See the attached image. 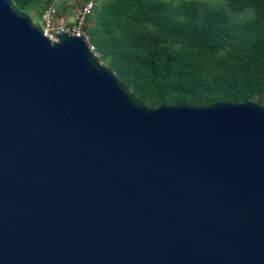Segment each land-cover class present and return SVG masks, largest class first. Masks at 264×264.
<instances>
[{"label": "water", "instance_id": "95a60500", "mask_svg": "<svg viewBox=\"0 0 264 264\" xmlns=\"http://www.w3.org/2000/svg\"><path fill=\"white\" fill-rule=\"evenodd\" d=\"M0 264H264V107H147L0 0Z\"/></svg>", "mask_w": 264, "mask_h": 264}, {"label": "trees", "instance_id": "16d2710c", "mask_svg": "<svg viewBox=\"0 0 264 264\" xmlns=\"http://www.w3.org/2000/svg\"><path fill=\"white\" fill-rule=\"evenodd\" d=\"M9 1L42 16L43 0ZM91 13L94 53L145 106L264 107V0H96Z\"/></svg>", "mask_w": 264, "mask_h": 264}, {"label": "built area", "instance_id": "2783aa9c", "mask_svg": "<svg viewBox=\"0 0 264 264\" xmlns=\"http://www.w3.org/2000/svg\"><path fill=\"white\" fill-rule=\"evenodd\" d=\"M59 0H48L44 5V10L41 17V24L39 26L42 34L49 41H56L57 35L61 33H68L72 36L84 39L87 43L89 50L94 54L93 47L89 44L88 35L84 29L87 17L90 15L94 7L96 6V0H78L72 14L70 23H64L62 19H59V23H56V3Z\"/></svg>", "mask_w": 264, "mask_h": 264}, {"label": "rangeland", "instance_id": "374dc122", "mask_svg": "<svg viewBox=\"0 0 264 264\" xmlns=\"http://www.w3.org/2000/svg\"><path fill=\"white\" fill-rule=\"evenodd\" d=\"M48 0H43V6L46 4ZM208 3L211 4H217L220 2H223V0H204ZM61 3H63L62 5H60ZM79 3L78 0H59L56 3V13H57V17H56V23H59V19L61 18L62 21H64V23H70L71 19H72V14L74 12V9L76 7V5ZM44 10V8H43ZM34 12V10H33ZM33 12L29 11V16L31 17V23L35 26H37L39 28L40 24H41V18L40 19H36L33 17ZM92 14V13H91ZM90 14V15H91ZM42 17V16H41ZM90 20L88 19L86 21L85 27L86 29L90 26ZM94 55L96 56V58L98 59L99 63L103 66H105L104 61H102L100 59V55L98 53H94Z\"/></svg>", "mask_w": 264, "mask_h": 264}, {"label": "crops", "instance_id": "0c3cea01", "mask_svg": "<svg viewBox=\"0 0 264 264\" xmlns=\"http://www.w3.org/2000/svg\"><path fill=\"white\" fill-rule=\"evenodd\" d=\"M63 3H61L60 5H62ZM33 12V10H31Z\"/></svg>", "mask_w": 264, "mask_h": 264}, {"label": "bare ground", "instance_id": "6f19581e", "mask_svg": "<svg viewBox=\"0 0 264 264\" xmlns=\"http://www.w3.org/2000/svg\"><path fill=\"white\" fill-rule=\"evenodd\" d=\"M57 41V40H56ZM51 42H55V41H51Z\"/></svg>", "mask_w": 264, "mask_h": 264}]
</instances>
